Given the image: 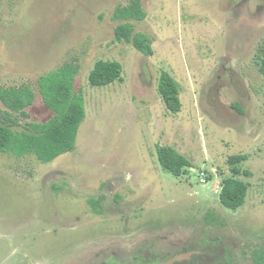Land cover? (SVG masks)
<instances>
[{"label":"rangeland","instance_id":"374dc122","mask_svg":"<svg viewBox=\"0 0 264 264\" xmlns=\"http://www.w3.org/2000/svg\"><path fill=\"white\" fill-rule=\"evenodd\" d=\"M128 2L0 0V85L36 92L30 117L0 99V119L50 120L39 78L66 62L87 112L75 149L50 162L0 151V264H255L264 249V0H142L145 19H118ZM122 22L153 54L116 39ZM99 60L120 61L122 79L93 86ZM162 70L180 83L178 113ZM159 144L191 160L186 174L162 168ZM239 153L249 189L232 210L219 194Z\"/></svg>","mask_w":264,"mask_h":264},{"label":"trees","instance_id":"16d2710c","mask_svg":"<svg viewBox=\"0 0 264 264\" xmlns=\"http://www.w3.org/2000/svg\"><path fill=\"white\" fill-rule=\"evenodd\" d=\"M116 17L142 21L146 17L142 0H129L127 5L116 10ZM115 37L118 41L130 40L136 49L146 55L153 54L149 36L143 32L134 34V26L129 22L117 26ZM123 70L120 61L99 60L89 74V81L93 86L108 85L122 79ZM260 71L264 77V45L261 47ZM78 72V64L66 62L39 78L40 93L54 115L45 122H26L22 129H18L20 123L10 116L0 119L1 152L19 157L34 154L43 162H50L75 149L80 126L87 117L84 96L75 87ZM158 93L170 112L178 113L181 110L180 83L167 70L161 71ZM0 99L11 112L30 117L26 109L34 103L36 92L29 83L10 87L0 85ZM157 154L162 168L177 177L186 174L192 167L191 160L171 145L159 144ZM248 156L239 153L229 157L233 174L224 178L219 194L226 208L237 210L246 201L249 184L238 175L245 173L241 164ZM94 206H99V202H94ZM255 260L256 264H264V250L256 253Z\"/></svg>","mask_w":264,"mask_h":264},{"label":"flooded vegetation","instance_id":"af4514ba","mask_svg":"<svg viewBox=\"0 0 264 264\" xmlns=\"http://www.w3.org/2000/svg\"><path fill=\"white\" fill-rule=\"evenodd\" d=\"M261 250H264V249H261ZM144 254H145V256H150V254L147 252V251H144L143 252ZM133 260L135 261V262H138L137 260H136V258H135V256H133ZM180 261L181 259H179V257H178V255L177 256H175L173 259H171L170 261H169V263L170 264H174L175 262H177V261ZM139 262H140V260H139ZM155 264H166V262H161V261H158V263H155ZM255 264H256V260H255Z\"/></svg>","mask_w":264,"mask_h":264}]
</instances>
